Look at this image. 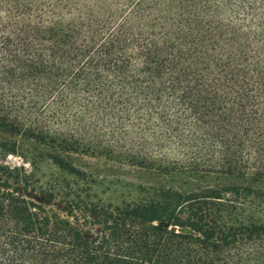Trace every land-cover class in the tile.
I'll return each mask as SVG.
<instances>
[{"label":"trees","instance_id":"1","mask_svg":"<svg viewBox=\"0 0 264 264\" xmlns=\"http://www.w3.org/2000/svg\"><path fill=\"white\" fill-rule=\"evenodd\" d=\"M0 130L83 182L0 165V264H264V0H0Z\"/></svg>","mask_w":264,"mask_h":264},{"label":"rangeland","instance_id":"2","mask_svg":"<svg viewBox=\"0 0 264 264\" xmlns=\"http://www.w3.org/2000/svg\"><path fill=\"white\" fill-rule=\"evenodd\" d=\"M42 155L44 151L34 140L0 130V165L23 168L28 174L33 175V179L42 184L48 182L59 186L65 179L71 184L75 182L83 186V182H78L77 178L60 172L49 159ZM73 161L76 166L87 172L89 182H96L98 187L95 191L104 200L137 198L138 194L130 188V185L146 181L148 184H154L153 181H155L144 172L127 165L120 166L89 156H79ZM206 181L207 183L216 182L214 179ZM256 219L264 223V211L258 213Z\"/></svg>","mask_w":264,"mask_h":264}]
</instances>
